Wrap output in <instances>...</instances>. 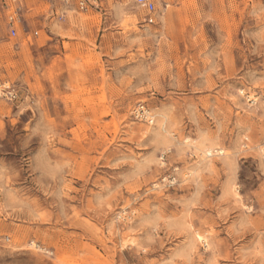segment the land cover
Returning a JSON list of instances; mask_svg holds the SVG:
<instances>
[{
	"label": "rangeland",
	"instance_id": "1",
	"mask_svg": "<svg viewBox=\"0 0 264 264\" xmlns=\"http://www.w3.org/2000/svg\"><path fill=\"white\" fill-rule=\"evenodd\" d=\"M28 1L0 264H264V0Z\"/></svg>",
	"mask_w": 264,
	"mask_h": 264
},
{
	"label": "built area",
	"instance_id": "2",
	"mask_svg": "<svg viewBox=\"0 0 264 264\" xmlns=\"http://www.w3.org/2000/svg\"><path fill=\"white\" fill-rule=\"evenodd\" d=\"M26 0H0V10L6 20V27L10 37H16L21 25L24 4ZM62 7L72 8L76 12L87 13L102 7L104 0H53ZM138 7L144 9L147 14L155 12V4L152 0H135ZM149 23L152 20L149 19ZM0 99L13 103L17 101V91L13 84L0 72ZM144 114V111H141ZM138 113V112H137Z\"/></svg>",
	"mask_w": 264,
	"mask_h": 264
},
{
	"label": "crops",
	"instance_id": "3",
	"mask_svg": "<svg viewBox=\"0 0 264 264\" xmlns=\"http://www.w3.org/2000/svg\"><path fill=\"white\" fill-rule=\"evenodd\" d=\"M42 1H45V2H49V3H51V4H54V5H59L58 3H56V2H54L53 0H42ZM29 1L28 0H26L25 1V4H24V11H23V14H22V19H23V17H24V14H27V13H29L30 11H31V7L29 6ZM60 6V5H59ZM1 11V10H0ZM1 13H2V11H1ZM3 14V13H2ZM4 16V15H3ZM21 26V25H20ZM20 28V27H19ZM18 28V29H19ZM18 31V30H17Z\"/></svg>",
	"mask_w": 264,
	"mask_h": 264
}]
</instances>
